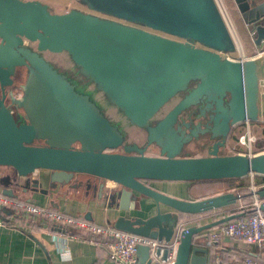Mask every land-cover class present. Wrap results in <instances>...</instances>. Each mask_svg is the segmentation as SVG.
Listing matches in <instances>:
<instances>
[{
	"label": "water",
	"instance_id": "water-1",
	"mask_svg": "<svg viewBox=\"0 0 264 264\" xmlns=\"http://www.w3.org/2000/svg\"><path fill=\"white\" fill-rule=\"evenodd\" d=\"M73 1L77 7L56 13L40 0H0V192L35 203L26 193L88 192L89 181L80 178H95L96 206L121 213L107 225L164 242L185 225L181 215L250 197L229 191L187 200L150 186L264 177V152L221 154L233 128L261 122L264 57L232 58L235 42L216 1ZM233 2L259 48L264 0ZM45 53L65 54L88 84L79 87ZM20 67L25 77L16 98L6 88ZM131 129L142 136L131 138ZM256 195L264 200V184ZM142 200L155 214H132ZM49 208L59 211L53 200ZM236 218L184 226L171 264H214L207 246L216 243L208 245L206 232ZM155 254L159 261L152 262L149 248L139 246L137 263L167 260V250Z\"/></svg>",
	"mask_w": 264,
	"mask_h": 264
},
{
	"label": "crops",
	"instance_id": "crops-1",
	"mask_svg": "<svg viewBox=\"0 0 264 264\" xmlns=\"http://www.w3.org/2000/svg\"><path fill=\"white\" fill-rule=\"evenodd\" d=\"M224 2L243 42L245 53L250 57L254 54L255 48L251 44L245 24L241 20L233 0H224ZM232 58L239 60L240 56L236 53L232 55ZM259 78L261 122L254 123L251 127L257 141H263L264 143V75H260ZM234 129H236V127L233 128L232 131H234ZM238 129L240 131V126ZM259 152H264V149H260ZM150 154L155 155L156 152L151 150ZM6 173L11 174V171H3V174ZM80 180L83 183L89 181L91 189L88 192H86L85 186H82L74 191L68 190V195L62 197H56V195L55 197L54 195L44 196L38 193L32 194V196L30 193H26L25 196L32 198L31 200L34 201L35 204L44 207H49V201L53 200L57 202L60 212L71 216L82 217L85 220L101 225L106 224L107 221L112 222L121 214L118 211L109 212L101 210V208L96 206L92 195V187L97 186L99 180L95 178H80ZM245 180L247 181L246 186H248L250 180L249 176L243 179V182H245ZM254 181L256 184L262 185L264 184V177L255 176ZM195 183L196 182H151L150 186L176 198L187 200L202 199V196L195 195L197 194L193 190ZM107 185L110 187L112 186L111 183ZM229 191L241 193L242 190L231 189ZM213 195L209 194L205 197ZM245 201L246 199L238 202L235 206L223 208L207 214L197 216L181 215L180 222H183V224H185L184 226L208 224L216 221L215 219L219 220L225 216H230L228 214L232 210L239 211L236 214H232L239 218L242 216L241 214H243L239 208L245 204ZM142 203L143 205L140 210L132 211L134 216L148 218L155 214V208L152 202L142 200ZM5 219L13 225L12 227H6L0 230V264H111L106 254L94 246L79 240L63 238L59 236L58 229L55 226L49 225L37 218H32L27 221H16L17 219L13 221V219L9 217ZM9 219L12 221H9ZM210 230L206 233L208 234ZM68 233L71 235L74 232L69 231ZM207 247L214 255V264H217V258H219L221 264H244L246 260H250L256 264H264V248L260 249L255 245L225 239L221 245L216 244L215 246ZM65 251L68 252L69 258L63 259L61 253Z\"/></svg>",
	"mask_w": 264,
	"mask_h": 264
},
{
	"label": "built area",
	"instance_id": "built-area-1",
	"mask_svg": "<svg viewBox=\"0 0 264 264\" xmlns=\"http://www.w3.org/2000/svg\"><path fill=\"white\" fill-rule=\"evenodd\" d=\"M215 1L226 27L235 42L236 51L240 56L239 60L263 58L264 42L259 48H255L252 56L248 57L225 2L223 0ZM239 126L240 131L236 138L238 150L235 153L245 156H253L259 153L254 151L257 138L251 127L252 124L245 122L236 127L238 128ZM254 177L255 175H249L250 180L246 191L247 194H250V197L239 208L243 213L241 214L242 216L211 229L208 233V245L211 242L221 245L225 239H230L255 245L260 249L264 248V210L262 209L264 207V200L256 195L259 184L255 183ZM237 194L244 195L239 192ZM20 216L27 218L26 221L37 218L49 225L55 226L58 229L59 236L63 238L79 240L94 246L106 254L111 264H138L136 254L139 246L149 248V259L152 262L159 261V257L155 254L156 250L160 249L161 252L167 250V260L162 261L160 264H171L180 243L181 230L184 227L182 223H179L170 241H158L118 231L110 225L97 224L82 217L71 216L52 210L49 207L27 202L25 199L7 197L0 192V230L12 227L13 225L5 219L6 217L12 218L14 221ZM9 221L12 220L9 219ZM69 231H73L74 233L69 235ZM61 257L63 259L69 258L68 252H62ZM216 263L221 264L219 258L216 259ZM244 264L256 263L246 260Z\"/></svg>",
	"mask_w": 264,
	"mask_h": 264
},
{
	"label": "rangeland",
	"instance_id": "rangeland-1",
	"mask_svg": "<svg viewBox=\"0 0 264 264\" xmlns=\"http://www.w3.org/2000/svg\"><path fill=\"white\" fill-rule=\"evenodd\" d=\"M40 1L46 3L48 6H50V8L56 13H63L66 10H68V8L77 7L73 0H40ZM61 55L64 56L65 54L64 55L61 54ZM45 56L48 60H51L54 62L58 61L57 55L52 56L49 53H45ZM112 119L115 120L116 118L112 117ZM238 133H239V129L236 127V129H234V131L231 135V138L229 139L228 147L226 149L222 150L221 154H223V155L232 154L238 150L237 146H236V138H237ZM137 134H138V131H137ZM233 148H235V149H233ZM260 149H264L263 141H260V142L257 141V143L254 147V151L259 152ZM243 183L246 185L247 181L245 180V182H243ZM217 187H218V185H216L214 183L213 184L212 183H199V184L194 185L193 190L197 193L195 195L205 197L206 195L211 194L214 190H215V192H213V193H215V194L222 193L221 191H216Z\"/></svg>",
	"mask_w": 264,
	"mask_h": 264
},
{
	"label": "flooded vegetation",
	"instance_id": "flooded-vegetation-1",
	"mask_svg": "<svg viewBox=\"0 0 264 264\" xmlns=\"http://www.w3.org/2000/svg\"><path fill=\"white\" fill-rule=\"evenodd\" d=\"M50 55L52 56H55L57 55L58 56V61L57 62H54V61H51L52 63L56 64L58 68L62 69L63 71H65L68 76L73 80L75 81V83L79 86V87H85L87 84H88V81L83 78L79 73H78V70L75 69L69 58L64 55L62 56L61 54H52V53H49ZM24 77H25V69L23 67H20V68H17L16 69V75L15 77L13 78V82H12V85L7 87L6 90L7 92L8 91H12V93L14 94V96L16 98H19L21 96V90H20V87L21 85L23 84L24 82ZM96 100V99H95ZM100 103L103 105V106H106V102L104 99H100ZM109 117H113V118H117L116 114L112 111H108L107 112ZM131 138H133L134 135H137L138 137L142 136L140 133H136L137 131L135 129H131ZM139 139V138H138ZM134 140H137V139H134ZM36 144H42L41 142H36Z\"/></svg>",
	"mask_w": 264,
	"mask_h": 264
},
{
	"label": "trees",
	"instance_id": "trees-1",
	"mask_svg": "<svg viewBox=\"0 0 264 264\" xmlns=\"http://www.w3.org/2000/svg\"><path fill=\"white\" fill-rule=\"evenodd\" d=\"M231 133H233V131ZM231 135H230V138H231ZM199 183H212V184L214 183V184L218 185L216 191H221L222 193L223 192H227V191H229L231 189H240V190H242L241 194H247V191H246L247 190V186L243 183V180L205 181V182H196L195 184H199ZM213 192H215V190ZM213 192L211 193L212 195L215 194ZM207 197H210V196H207ZM207 197H202V199L203 198H207ZM247 201H248V198H246L245 202H247ZM237 212H239V211L232 210V211L229 212L228 215L236 214ZM16 219H17L16 221H24L27 218H24V217L20 216V217H18Z\"/></svg>",
	"mask_w": 264,
	"mask_h": 264
}]
</instances>
